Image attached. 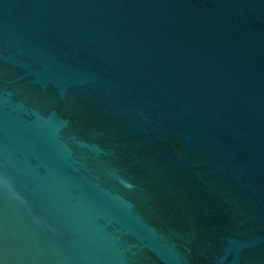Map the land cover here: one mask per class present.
Segmentation results:
<instances>
[{
	"label": "water",
	"instance_id": "95a60500",
	"mask_svg": "<svg viewBox=\"0 0 264 264\" xmlns=\"http://www.w3.org/2000/svg\"><path fill=\"white\" fill-rule=\"evenodd\" d=\"M0 264H264V0H0Z\"/></svg>",
	"mask_w": 264,
	"mask_h": 264
}]
</instances>
